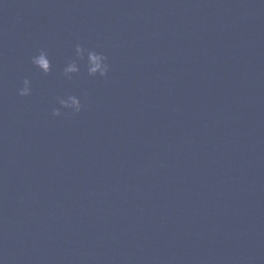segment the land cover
I'll use <instances>...</instances> for the list:
<instances>
[{"label": "water", "instance_id": "water-1", "mask_svg": "<svg viewBox=\"0 0 264 264\" xmlns=\"http://www.w3.org/2000/svg\"><path fill=\"white\" fill-rule=\"evenodd\" d=\"M0 264H264V0H0Z\"/></svg>", "mask_w": 264, "mask_h": 264}, {"label": "clouds", "instance_id": "clouds-1", "mask_svg": "<svg viewBox=\"0 0 264 264\" xmlns=\"http://www.w3.org/2000/svg\"><path fill=\"white\" fill-rule=\"evenodd\" d=\"M32 64L45 75L52 72V63L47 51L40 50L37 55L33 56ZM82 70L89 77L107 79L110 72L107 56L101 52L77 44L74 58L68 60L63 68V76L68 80H72L74 77L80 76ZM18 94L21 97H29L32 95L31 80L27 78L23 80ZM58 103L59 107L52 111L54 117H61L66 114H79L84 107L81 98L74 94L59 97Z\"/></svg>", "mask_w": 264, "mask_h": 264}]
</instances>
